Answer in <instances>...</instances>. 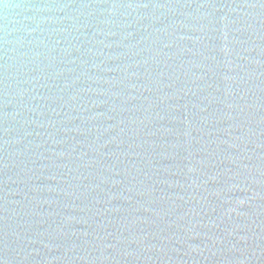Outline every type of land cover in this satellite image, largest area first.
<instances>
[{
    "label": "water",
    "instance_id": "obj_1",
    "mask_svg": "<svg viewBox=\"0 0 264 264\" xmlns=\"http://www.w3.org/2000/svg\"><path fill=\"white\" fill-rule=\"evenodd\" d=\"M0 264H264V0H0Z\"/></svg>",
    "mask_w": 264,
    "mask_h": 264
}]
</instances>
